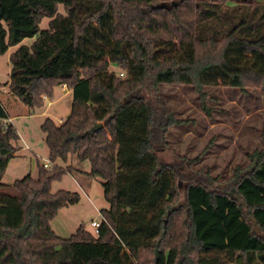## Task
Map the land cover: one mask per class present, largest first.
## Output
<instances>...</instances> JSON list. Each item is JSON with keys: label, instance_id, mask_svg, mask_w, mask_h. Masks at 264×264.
Here are the masks:
<instances>
[{"label": "trees", "instance_id": "16d2710c", "mask_svg": "<svg viewBox=\"0 0 264 264\" xmlns=\"http://www.w3.org/2000/svg\"><path fill=\"white\" fill-rule=\"evenodd\" d=\"M12 46L11 95L35 110L66 84L72 108L40 125L52 165L6 185L20 135L4 122L11 115L0 94V264H220V253L231 264H264V148L225 188H211L216 178L193 169L195 160L185 172L160 156L179 122L162 85L202 96L219 83L264 92V2L0 0V54ZM97 122L104 127L91 132ZM74 157L104 180L110 207L98 233L80 226L63 238L51 221L81 195L53 192L52 183L82 171L61 164Z\"/></svg>", "mask_w": 264, "mask_h": 264}, {"label": "rangeland", "instance_id": "374dc122", "mask_svg": "<svg viewBox=\"0 0 264 264\" xmlns=\"http://www.w3.org/2000/svg\"><path fill=\"white\" fill-rule=\"evenodd\" d=\"M58 11L66 13L62 4ZM49 21L50 18L45 17L41 27L47 28ZM32 42V38H26L21 44ZM17 47L12 46L7 53L0 54V94L11 116H14L10 120L21 136L17 144L18 156L11 159L3 178L6 185H11L15 180L29 174L37 177L38 163L42 165L49 161V148L40 128L41 123L46 117L60 123L70 114L72 108V95L67 85L56 87L54 97L61 99L54 101L48 108L49 100L54 97L45 96L46 104L35 110H30L25 104H22L23 108L19 107L21 109L14 107L19 100L11 95L9 89L12 67L10 54ZM110 70L118 76L123 72L122 77H126L125 70L114 64L110 65ZM206 89L207 95L202 96L189 85H162V101L174 112L179 122L170 127L167 134L168 145L160 151V156L165 161L177 163L185 172L190 169L187 161L195 160L196 162L190 163L193 169L216 178L217 181L211 188H225L226 179L234 174L236 168H244L250 163L253 151L264 148V92L252 87L245 90L221 83L210 85ZM61 164L74 165L82 171L67 173L62 179L55 180L52 191H75L80 193L81 199L76 204L63 207L52 219V228L63 238H69L80 226L94 232L91 222L101 221V211L110 207L104 194V180L87 174L91 169L89 161L82 162L74 157L68 163ZM229 188L230 193L235 195L234 186ZM4 190L17 194L15 189ZM184 193L183 187L182 197ZM256 229L258 230L257 227ZM215 257L224 259L220 264H231L225 253L216 254Z\"/></svg>", "mask_w": 264, "mask_h": 264}, {"label": "built area", "instance_id": "2783aa9c", "mask_svg": "<svg viewBox=\"0 0 264 264\" xmlns=\"http://www.w3.org/2000/svg\"><path fill=\"white\" fill-rule=\"evenodd\" d=\"M120 74H121V76L124 75L123 72H121ZM46 98H47V97H46ZM9 121H11V120L8 119V118H5V119H4V122H5V123H8ZM27 147H28V146H27ZM43 165H44L45 167H50V166L52 165V163H51L50 160H49L48 162H45ZM91 224H92V226L95 228V233H98V232H99V228H100V226H101V221L93 220V221L91 222Z\"/></svg>", "mask_w": 264, "mask_h": 264}, {"label": "crops", "instance_id": "0c3cea01", "mask_svg": "<svg viewBox=\"0 0 264 264\" xmlns=\"http://www.w3.org/2000/svg\"><path fill=\"white\" fill-rule=\"evenodd\" d=\"M64 85H66V84H62V86H64ZM56 89V88H55ZM69 92L71 93V90L69 89ZM61 99V97L60 98H55L54 97V99L52 100V99H50L49 100V106H47V108L48 107H50V105H53L55 102H57L58 100H60ZM55 101V102H54ZM16 104V105H15ZM14 105V107H16V108H19V107H21V108H23V106L24 105H22V103H20V101L19 102H17V103H15ZM10 106H13V105H10ZM21 108H19V109H21ZM25 108V107H24ZM8 112H9V110H8ZM9 114H10V112H9ZM11 115V114H10ZM29 115H31V114H29ZM13 117L14 116H11V118L10 119H13ZM12 121V120H11ZM18 131V130H17ZM20 133V132H19ZM20 138H21V136H20Z\"/></svg>", "mask_w": 264, "mask_h": 264}, {"label": "water", "instance_id": "95a60500", "mask_svg": "<svg viewBox=\"0 0 264 264\" xmlns=\"http://www.w3.org/2000/svg\"><path fill=\"white\" fill-rule=\"evenodd\" d=\"M160 6L163 7V8H169L170 4H168L166 2H163V3H161ZM103 127H104V123L103 122H97L91 127L90 131L91 132H95V131L99 130L100 128H103Z\"/></svg>", "mask_w": 264, "mask_h": 264}]
</instances>
